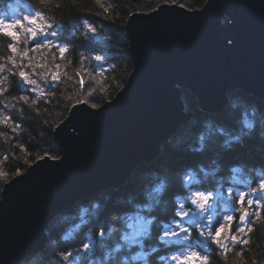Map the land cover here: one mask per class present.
Listing matches in <instances>:
<instances>
[{
	"label": "trees",
	"instance_id": "trees-1",
	"mask_svg": "<svg viewBox=\"0 0 264 264\" xmlns=\"http://www.w3.org/2000/svg\"><path fill=\"white\" fill-rule=\"evenodd\" d=\"M206 1L44 0L42 3L41 0H0V13L6 14L0 18L6 21L20 19L24 24L23 29H13L19 34L14 45L15 53L8 47L13 41L0 35V194L5 183L25 172L37 160L59 157L53 142L54 130L66 119L73 106L88 100L100 107L112 100L123 87L133 69L128 56V39L124 35L131 15L149 13L162 4L197 10ZM104 8H108L107 13ZM35 12L42 13L45 25L51 24L57 29L56 40L70 46L63 59L55 46L33 51L40 36L38 33L36 39L30 37L26 31L30 25L23 21V16H32ZM84 19L96 28L94 35L83 26ZM44 30L48 29L45 27ZM96 55L105 59L97 62L93 58ZM22 70L29 79L36 81L31 85L36 92L25 93L29 95L28 104L18 101L21 95L19 73ZM53 72L59 74L54 88L51 87ZM50 92L55 95H49ZM227 97L224 110L210 114L201 111L194 95L182 89L185 112L192 116L166 143L161 144L159 155L136 166L121 186L80 199L56 215L46 229L45 249L19 264H64L59 260L62 251L74 252L76 255L71 259L75 264H146V261L147 264H168L163 258L169 255V249L158 243L157 236L164 223L178 219L174 217L177 201L190 194V190L182 186L188 173H195L204 188L218 193L215 200L221 211L233 214L228 211L230 205L225 204L228 200L235 201L234 196L226 195L229 187L236 188L238 179L251 180L252 187H256L257 172L264 173V101L239 90L230 91ZM21 110L22 130L13 133L11 129L21 121ZM6 116H11V121H5ZM246 120L251 121V128L245 126ZM201 137H204L203 147ZM226 142L230 143L226 146ZM235 167H240L242 173H233ZM205 172L209 173L207 177L202 174ZM161 183L166 189L157 194L155 189ZM153 197L160 201L158 205ZM82 214L86 224H81ZM233 215L231 233L247 239L248 243L233 246L229 242L226 256L217 252L215 246H210L214 257L211 264H264V208L255 223L250 225V232L245 226V232L238 233L239 213ZM113 217L118 218L115 225L120 230L118 236L128 235L130 240L138 243L106 237L103 248L98 247L90 254L79 251L81 243L87 242L88 232H93L99 239L95 236L97 225L108 223ZM253 218L250 216L249 222ZM148 221H152L151 235H136V228ZM77 225L80 228L73 232ZM69 232H73L74 238L65 241L63 237ZM118 243L124 246L114 251ZM153 248L158 250L154 252Z\"/></svg>",
	"mask_w": 264,
	"mask_h": 264
},
{
	"label": "water",
	"instance_id": "water-1",
	"mask_svg": "<svg viewBox=\"0 0 264 264\" xmlns=\"http://www.w3.org/2000/svg\"><path fill=\"white\" fill-rule=\"evenodd\" d=\"M160 6L128 18L133 69L114 98L95 109L73 106L54 130L59 157L41 158L3 185L0 264L42 252L56 215L154 160L192 116L182 89L210 114L224 110L233 90L264 101V0Z\"/></svg>",
	"mask_w": 264,
	"mask_h": 264
},
{
	"label": "snow or ice",
	"instance_id": "snow-or-ice-1",
	"mask_svg": "<svg viewBox=\"0 0 264 264\" xmlns=\"http://www.w3.org/2000/svg\"><path fill=\"white\" fill-rule=\"evenodd\" d=\"M43 3L44 0H41ZM99 2V0H97ZM166 0H162V3ZM101 7H104L101 4ZM160 5H157V8H152L151 11H157L160 8ZM104 11L107 13L108 8H104ZM6 15L0 13V16ZM107 19V16L104 17ZM23 21L26 22L30 27L26 31L30 34V37L36 39L39 33L40 38L37 39L36 44L34 45L33 51L41 47L55 46L60 54V58L63 59L66 52H69V45L62 44L55 38L58 36V31L51 24H44V17L41 12H35L32 16L25 14L23 16ZM83 26L88 29L93 35L96 33V28L93 24L89 23L88 19L83 20ZM24 28V24L20 19H12L6 21L5 19L0 18V35H3L13 41L12 44H9V50L12 53L17 51L15 42L19 39V34L14 31L15 28ZM45 27L48 29L44 30ZM27 52H25V55ZM95 61L100 62L104 57L96 55L93 57ZM70 63V61H69ZM101 67L100 64L96 65ZM59 68V65H56ZM21 81V95L18 97V101L23 102L24 104L29 103V94H34L36 89L31 87L35 85L36 81L34 79H29L26 73L22 70L19 73ZM52 84L51 87H55L56 82L59 80V74L53 72L51 76ZM81 87H83V78H81ZM43 89H41V93ZM49 95H55L54 92H50ZM91 95V93H89ZM78 103L80 101H77ZM32 103H36L35 100H32ZM83 103L89 104L91 108L95 109L98 107L96 103H91L88 100L83 101ZM7 108V105H4ZM14 107V105H13ZM21 121L15 124V127L11 129L13 133H16L17 130H22L23 123V111L20 112ZM5 121H11V116L4 117ZM245 126L247 128L252 127L251 121H245ZM201 147L204 144V137L200 138ZM238 141L239 138L237 137ZM230 142H226V146ZM50 159H55V157H49ZM232 172L235 174L242 173L240 167H235L232 169ZM204 177H207L209 173H202ZM236 188L231 186L228 189L226 195L228 197H235L234 203L231 200L225 201L226 206L230 205L228 211L231 213H239V226L236 231L238 233L245 232V226L247 230L252 231L251 224L255 223V218L259 217L260 210L264 208V173L257 172V181L256 187H252L251 180L238 179L236 180ZM186 189L190 190V194L186 195L183 199L177 201V207L174 210V217L178 219H173L170 223H164L162 225V231L157 236V241L161 246L169 249V255L164 257L168 264H211V260L214 258L210 246H215L217 252H222L224 255H227L229 250V242L231 245L236 244H247L248 241L245 238L239 237L231 233V225L235 219L233 214H226L221 211L219 208V202H216L215 198L218 193L213 190H208L203 187L202 181L197 178L195 173H188L183 180V185ZM166 185L161 183L156 187L155 192L161 194L165 191ZM195 189V190H193ZM203 189V190H201ZM247 198V200H246ZM155 203L158 205L159 200H156L153 197ZM245 200L247 202V207H245ZM186 204L190 205L186 207ZM253 205L255 209L253 210ZM194 206V207H192ZM151 207V206H150ZM87 212V209H85ZM253 216L254 218L249 222L248 218ZM87 222L83 219V214L81 216V224H86ZM118 223V218L113 217L110 222L104 224H98L95 229V236L99 237L96 239L93 235V232L89 231L86 239L87 242H82L79 251L90 254L96 248H103L105 246V238L110 239H119L128 243H138L136 240H130L128 235L118 236L119 228L115 225ZM152 221H148L139 228L136 235H145L150 236L151 230L150 226ZM80 228V225L76 226L75 232ZM73 232H69L63 237L65 241H69L74 238ZM193 232L196 233L193 236ZM124 245L118 243L114 251H119ZM158 249L153 248V251ZM74 255V252L71 251H62L59 253V260L64 262V264H75L71 259ZM138 257H133L137 259ZM146 259V258H145ZM147 264V261H146Z\"/></svg>",
	"mask_w": 264,
	"mask_h": 264
},
{
	"label": "rangeland",
	"instance_id": "rangeland-1",
	"mask_svg": "<svg viewBox=\"0 0 264 264\" xmlns=\"http://www.w3.org/2000/svg\"><path fill=\"white\" fill-rule=\"evenodd\" d=\"M139 228H140V227H137V228H136L135 234L137 233V231L139 230Z\"/></svg>",
	"mask_w": 264,
	"mask_h": 264
}]
</instances>
